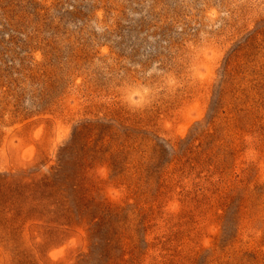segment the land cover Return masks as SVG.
<instances>
[{"label":"rangeland","instance_id":"rangeland-1","mask_svg":"<svg viewBox=\"0 0 264 264\" xmlns=\"http://www.w3.org/2000/svg\"><path fill=\"white\" fill-rule=\"evenodd\" d=\"M0 264H264V0H0Z\"/></svg>","mask_w":264,"mask_h":264}]
</instances>
